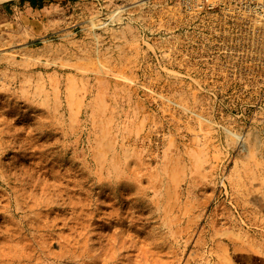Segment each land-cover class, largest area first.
<instances>
[{
  "label": "rangeland",
  "instance_id": "1",
  "mask_svg": "<svg viewBox=\"0 0 264 264\" xmlns=\"http://www.w3.org/2000/svg\"><path fill=\"white\" fill-rule=\"evenodd\" d=\"M0 264H264V0L1 3Z\"/></svg>",
  "mask_w": 264,
  "mask_h": 264
},
{
  "label": "crops",
  "instance_id": "2",
  "mask_svg": "<svg viewBox=\"0 0 264 264\" xmlns=\"http://www.w3.org/2000/svg\"><path fill=\"white\" fill-rule=\"evenodd\" d=\"M12 1H18L19 4L23 5V7H25L26 9H38L45 7L48 3L52 2L53 0H12Z\"/></svg>",
  "mask_w": 264,
  "mask_h": 264
},
{
  "label": "bare ground",
  "instance_id": "3",
  "mask_svg": "<svg viewBox=\"0 0 264 264\" xmlns=\"http://www.w3.org/2000/svg\"><path fill=\"white\" fill-rule=\"evenodd\" d=\"M7 1H10V0H0V4L1 3H4V2H7ZM7 53V52H6Z\"/></svg>",
  "mask_w": 264,
  "mask_h": 264
}]
</instances>
